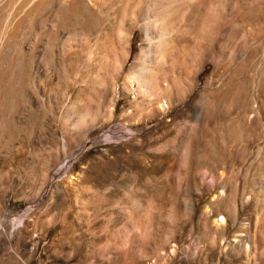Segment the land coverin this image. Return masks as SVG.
Masks as SVG:
<instances>
[{
    "label": "bare ground",
    "instance_id": "bare-ground-1",
    "mask_svg": "<svg viewBox=\"0 0 264 264\" xmlns=\"http://www.w3.org/2000/svg\"><path fill=\"white\" fill-rule=\"evenodd\" d=\"M7 2L10 19L22 4L25 11L38 4L29 19L30 30L35 22L45 29L44 11L55 10V32L69 31L72 40L60 53L55 36L47 38L52 65H70L68 47H75L77 62L97 72L105 67L101 58L111 53L115 63L109 72L118 74L116 88L121 72L131 63L126 81L134 95V111L124 115L129 124L124 129L117 123L116 104L109 117L115 122L113 131L129 132L124 136L130 155L144 150L146 138L152 137L150 166H142L139 177L130 173L126 178L132 197L138 198L142 189L156 196L146 202L153 221L160 211L172 212L180 221L191 218L196 213L193 193L208 186L214 198L201 211L199 229L204 238L209 234V264H220L231 253L236 255L232 262L245 258L246 264H264V56L260 69L252 70L257 49L264 48V0H0V5ZM110 13L120 17L112 31L106 30ZM136 28L145 36L132 61ZM1 34L0 82L4 77L10 84L17 79L19 92L15 89L21 95L33 56H23ZM207 61L215 68L195 98L197 76ZM7 69L21 73L8 78ZM98 79L97 74L94 80ZM134 127L138 134L130 133ZM121 160L120 153L113 163L118 207L124 201ZM181 173L186 176V198L169 187L166 201L157 183ZM251 204L255 220L245 212ZM216 256L217 262L211 260Z\"/></svg>",
    "mask_w": 264,
    "mask_h": 264
},
{
    "label": "rangeland",
    "instance_id": "rangeland-1",
    "mask_svg": "<svg viewBox=\"0 0 264 264\" xmlns=\"http://www.w3.org/2000/svg\"><path fill=\"white\" fill-rule=\"evenodd\" d=\"M8 3L0 5V34L8 36V42L21 49L23 56L32 55L33 67L25 73L21 95L17 79L10 84L4 77L0 82V264H209V234L204 238L199 229L201 211L214 198L208 186L193 193L196 213L182 221L169 211H160L153 221L146 202L156 196L145 189L140 190L138 198L131 195L126 175L139 177L141 167L150 166L153 156L151 136L146 138L144 150L130 155L124 136L128 131H113L115 122L109 117L116 104L117 123L124 129L129 124L124 115L134 111V95L126 81L131 63L124 67L116 88L118 74L109 72L115 63L111 53L101 58L105 67L97 72L77 62L75 47H68L70 65H52L47 38L55 36L58 51L72 40L69 31L55 32V10L44 11L45 29L35 22L30 30L29 19L38 4L31 11H25L22 4L10 19ZM119 19L110 13L106 30L116 28ZM144 36L136 28L132 61L141 51ZM33 46L37 48L35 53ZM256 53L259 56L255 55L252 62L254 71L262 65L264 48ZM203 68L197 76L195 98L215 66L207 61ZM20 73L9 69L4 72L8 78L14 74L19 77ZM96 73L98 80H94ZM138 131L134 127L130 133ZM140 141L142 138L135 141L137 147ZM115 147L122 148L124 201L119 207L113 163L120 153ZM251 149L255 152L256 145ZM173 164L174 160L170 162ZM157 184L166 201L169 187L186 198L183 173L166 175ZM245 212L255 220L253 204ZM229 236L232 240L231 224ZM234 258L231 253L220 264H231ZM243 260L232 264H246Z\"/></svg>",
    "mask_w": 264,
    "mask_h": 264
}]
</instances>
